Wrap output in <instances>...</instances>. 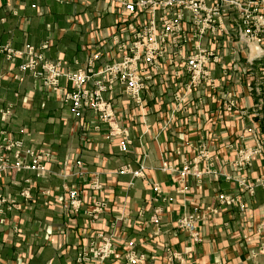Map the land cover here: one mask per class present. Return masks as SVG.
<instances>
[{
    "label": "crops",
    "instance_id": "crops-1",
    "mask_svg": "<svg viewBox=\"0 0 264 264\" xmlns=\"http://www.w3.org/2000/svg\"><path fill=\"white\" fill-rule=\"evenodd\" d=\"M130 1L0 0V45L47 44L44 58L69 72L85 70L98 54V70L119 59ZM245 60V51L222 50L215 84L194 89L180 65H163L146 83L142 107L116 84L104 95L116 112L110 136L95 112L78 118L63 102V92L73 91L67 79L52 92L20 71L24 59L0 52V133L44 155L40 175L0 171V195L15 202L0 217V264H128L130 253L139 264H264V187L257 184L264 177V60L254 67ZM85 88L94 90V81ZM73 190L81 204L75 214ZM221 194L234 204H221ZM188 216L199 241L178 226ZM104 239L115 246L109 259L79 261Z\"/></svg>",
    "mask_w": 264,
    "mask_h": 264
},
{
    "label": "built area",
    "instance_id": "built-area-1",
    "mask_svg": "<svg viewBox=\"0 0 264 264\" xmlns=\"http://www.w3.org/2000/svg\"><path fill=\"white\" fill-rule=\"evenodd\" d=\"M123 9L128 37L121 43L117 42L119 59L98 70L94 68L95 62L100 59L98 54L89 60L85 70H62L59 63L44 58L43 50L47 49V44L39 50L33 46L14 50L0 45V52L9 61L24 59L20 71L30 73L52 92L61 90L60 80L67 79L73 91L63 92V102L70 105L71 112L78 118L86 109L95 112L108 125L110 136L115 135L118 129L116 112L104 95L112 91L116 84L122 87L131 102L142 107L146 83L163 65H180L189 78L187 88L194 89L215 84L212 70L221 64V51L224 49L236 54L245 51L248 67L264 60V0H132L123 3ZM241 63L236 56L233 65L239 69ZM223 73L227 76L229 67H224ZM261 74L264 76V70ZM14 78L21 79L19 76ZM92 80L95 89H86L85 86ZM229 97H232L231 94ZM10 115L8 109L1 111L3 121ZM127 145L128 142L122 141L120 149L125 151ZM26 157L30 158L28 164L24 162ZM43 158V154L23 149L20 141L4 131L0 133V171L29 170L40 175L44 170ZM257 184L264 187V177ZM154 191L160 192V187L156 186ZM69 194L71 213L75 214L81 206L78 191L73 190ZM218 200L227 206L235 202L233 197L224 194L219 195ZM6 204L13 207L15 202L0 195V217ZM159 220L157 211L152 222L157 224ZM195 221L194 216L183 217L178 226L187 231L193 240L199 241ZM114 253L113 242L104 239L98 247L83 250L79 261L103 263ZM171 258H178V254L172 252ZM127 260L128 264H139L141 257L130 253Z\"/></svg>",
    "mask_w": 264,
    "mask_h": 264
}]
</instances>
